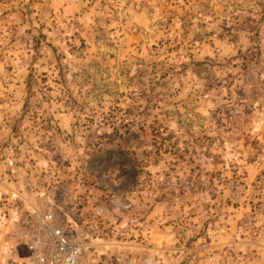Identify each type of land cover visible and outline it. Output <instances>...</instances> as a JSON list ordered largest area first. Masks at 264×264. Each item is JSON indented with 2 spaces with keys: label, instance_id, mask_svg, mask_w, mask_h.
<instances>
[{
  "label": "rangeland",
  "instance_id": "obj_1",
  "mask_svg": "<svg viewBox=\"0 0 264 264\" xmlns=\"http://www.w3.org/2000/svg\"><path fill=\"white\" fill-rule=\"evenodd\" d=\"M261 1L0 0V264L30 206L92 264H264Z\"/></svg>",
  "mask_w": 264,
  "mask_h": 264
},
{
  "label": "built area",
  "instance_id": "obj_2",
  "mask_svg": "<svg viewBox=\"0 0 264 264\" xmlns=\"http://www.w3.org/2000/svg\"><path fill=\"white\" fill-rule=\"evenodd\" d=\"M16 235L30 264H92L80 235L51 207L30 206L17 220Z\"/></svg>",
  "mask_w": 264,
  "mask_h": 264
},
{
  "label": "trees",
  "instance_id": "obj_3",
  "mask_svg": "<svg viewBox=\"0 0 264 264\" xmlns=\"http://www.w3.org/2000/svg\"><path fill=\"white\" fill-rule=\"evenodd\" d=\"M260 4L261 5L259 6L258 10L260 11L261 17L249 15L248 17H246L241 26H243L244 28H250V31L258 30L260 28V25L264 22V5L262 1L260 2ZM256 54H259V52L257 51ZM246 67L248 68V71L245 74H248L249 68L251 66L248 65ZM31 79L32 75H30L28 79V90H30V92L32 85ZM132 160L133 159L130 152L121 146L118 148L106 150L102 154H98L92 158V161L95 163H99L103 167L104 171H109L111 170V168L117 167L118 170H120L122 176L124 175V179L127 181L125 185L129 188L134 184V180H137L139 172L136 165H133ZM127 166H129V168Z\"/></svg>",
  "mask_w": 264,
  "mask_h": 264
}]
</instances>
